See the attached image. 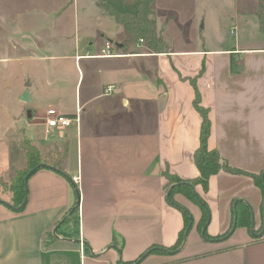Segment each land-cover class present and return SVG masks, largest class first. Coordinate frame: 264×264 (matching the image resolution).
<instances>
[{"label": "crops", "instance_id": "crops-1", "mask_svg": "<svg viewBox=\"0 0 264 264\" xmlns=\"http://www.w3.org/2000/svg\"><path fill=\"white\" fill-rule=\"evenodd\" d=\"M98 1L93 0L98 11L60 12L51 20L54 36L69 41L71 52L65 57L77 70L70 80L64 77L67 72L48 69L49 82L64 80L72 87L71 108L63 104L60 91L40 108L32 95L38 87L28 85L34 108L26 125L38 124L42 134L47 108L70 116L79 111V124L53 130L52 142L34 133L25 136L43 154L63 155L57 170L70 177L74 188L64 173L41 168L28 179L24 208L0 203V264H264V233L255 237L245 226L219 236L230 229L237 205H250L255 232L263 229L264 190L248 173L264 172V45H168L153 52L140 40L125 53L123 27ZM106 42L114 45L116 56L102 55ZM85 76L87 92L81 95ZM25 90H17L16 97ZM196 96L208 109L209 148L243 172L221 170L208 179L207 190L194 186L207 203L208 240L197 228L200 206L185 193L166 197L170 186L179 184H168L166 174L178 177L180 184L199 174L193 159L202 123ZM183 208L194 218L184 245L135 262L151 247L173 246L184 226Z\"/></svg>", "mask_w": 264, "mask_h": 264}, {"label": "rangeland", "instance_id": "rangeland-1", "mask_svg": "<svg viewBox=\"0 0 264 264\" xmlns=\"http://www.w3.org/2000/svg\"><path fill=\"white\" fill-rule=\"evenodd\" d=\"M87 1L91 2V0H0V198L7 202L13 196L7 180L15 176L16 169L24 167L25 161L16 142L22 141L31 133L40 136L41 141L43 136L45 142L47 140L52 142V136L45 137L41 131L42 127L38 124L26 125L33 117L31 109L34 108V104L31 101L18 100L19 96L17 98L15 93L23 87L28 90V85L32 82L34 83L32 90L38 87V91L33 90L32 95L40 108H45L47 102L54 99L58 91L61 96L63 95V104L71 108L74 104L72 87L64 80H59L54 85H50L49 82L51 75L47 72L48 69L51 73L55 69L67 72L64 77L70 80L76 76L77 70L73 61L65 57L71 52L69 41L61 42L62 37L54 36L51 20L60 12L72 15L76 12L74 10H99L93 0L88 6ZM104 1L119 11L133 13L138 0ZM154 3L158 31L173 49L264 45V34L257 28L259 20L257 7L260 3L264 4V0H154ZM56 38L60 42L58 45L55 44ZM22 45L28 48L24 50ZM19 55L23 57L21 61L16 58ZM3 57L12 59L2 61ZM82 65L81 61L80 66ZM86 87L85 76L80 89L81 95L87 92ZM28 111L31 113L30 116ZM65 178L73 187L71 181L66 176ZM3 180L8 182L6 188L3 186Z\"/></svg>", "mask_w": 264, "mask_h": 264}, {"label": "trees", "instance_id": "trees-1", "mask_svg": "<svg viewBox=\"0 0 264 264\" xmlns=\"http://www.w3.org/2000/svg\"><path fill=\"white\" fill-rule=\"evenodd\" d=\"M98 3L101 5V7L103 8L106 14L112 16L116 20V22L123 27L124 33L126 34V40L125 43H123L124 45L122 49L125 51V53H127L126 51L130 50L128 49L129 45L136 43L140 40L144 42L146 48L152 50L153 52H162V50L168 48V42L163 37V34L157 29V18L154 9V4H155L154 0H139L137 2L138 3L137 10L133 14L116 10L113 6L107 4L104 0H99ZM257 14L259 15L260 18L261 30H263L264 32V15H263L262 3H260L259 5ZM194 107L198 110L202 118L201 129L199 134L200 142L199 145L197 146V149L194 151V157H193L195 166L199 170L198 177L186 181L188 183H191V185L186 183L180 184V182L182 181L178 177L173 176L169 173L166 174V177L168 179V184L179 183L178 185L173 186L169 195L170 199H172L173 195L177 192L183 194L185 193L189 197V199L193 200L197 205L200 206L202 211V217L200 218L197 228L200 231H202V227L207 223L209 213L207 211V203L203 198L197 196V194L194 192V186L200 184L203 190H207L208 179L211 176H213V174H216L221 170H224L226 172L238 173V174L239 173L243 174V172L238 168L230 166L216 148L213 149L209 148L208 139L211 130V122L208 117V109L206 107H203L199 103L198 96H196V99L194 100ZM16 144L17 147L23 153V158H25V164L24 167H21V169H16L15 176H13V178L7 180L10 183L9 189H11V192L13 193V196L8 203L14 207L12 208L13 210H16L15 208H17V206L20 205L26 194V190L24 189V178L27 172L31 170V168L33 167H37L36 170L41 169V167H38V165L46 162H50L56 168L61 169V165L64 159L63 155H61L60 152H57L56 154H52L50 156L43 155V153L40 151L38 146H36L26 137L22 141H17ZM48 158H50L51 160ZM261 174L262 173H260L259 175H253L248 173V175H251L255 183L264 190V184L261 179ZM7 181L3 180L4 185L1 184V187L4 186V188H6L5 186L8 183ZM181 212L184 218V226L182 230L179 232L178 239L173 244V246H171L170 248H161L158 246L151 247L147 249L145 252H143L135 260V262L137 260H140L142 257L146 256L147 254H151L155 252L167 253L170 252V250H175L182 245L185 231L187 230L188 227H189L188 229L190 230V228L193 226L194 218L191 214L188 213L187 209L185 208L181 209ZM232 212H234V210ZM236 212H238L236 228L245 227V226L250 228L249 226L251 222V212L249 206L246 205L245 209H241L240 205H237ZM233 220H234V213H233V219L231 221L230 229ZM230 229L219 236L223 237L227 235L230 232ZM205 236L210 238L207 230L205 232Z\"/></svg>", "mask_w": 264, "mask_h": 264}, {"label": "water", "instance_id": "water-1", "mask_svg": "<svg viewBox=\"0 0 264 264\" xmlns=\"http://www.w3.org/2000/svg\"><path fill=\"white\" fill-rule=\"evenodd\" d=\"M19 98L21 99V100H23L24 102H29L30 100H31V98L29 97V94H28V90L26 89L20 96H19ZM29 113V112H28ZM38 167H41V168H50V169H53V170H56V171H59V170H57V168H55V166H53V165H51V164H49V163H41V164H39L38 165ZM37 169V167H33V168H31V170H29L28 172H27V174H26V176H25V178H24V189L26 190V194H25V196H24V198H23V200H22V202L20 203V205H18L17 206V208H15L16 210H19V209H22V208H24V206L26 205V201H27V182H28V179L30 178V176L33 174V172L35 171ZM60 172V171H59ZM61 173H64V172H61ZM64 175L69 179V180H71L70 179V177L66 174V173H64ZM261 179H262V181H263V184H264V172H262V174H261ZM184 183H186V184H190V183H188V182H184ZM174 185H178V184H173V185H171L170 186V188L168 189V191H167V195H166V197H167V199L169 200L170 199V192H171V190H172V188H173V186ZM191 185V184H190ZM194 192H195V190H194ZM196 193V192H195ZM264 196V195H263ZM239 200H236L235 201V204H234V207H235V205H236V203L238 202ZM0 202L2 203H4V204H6L8 207H10V208H14L11 204H9L8 202H6L5 200H0ZM78 205H79V202L77 201V204H76V206L74 207V209H72V210H75V209H77L78 208ZM249 206V209H250V212H251V222H250V231H251V234L252 235H254L255 237H261V235L264 233V224H263V229L261 230V232L260 233H256L255 232V227H254V213L252 212V209H251V207H250V205H248ZM263 211H264V200H263ZM72 212V211H71ZM237 217H238V212H236V209L234 208V220H233V223H232V226H231V229H230V232L227 234V235H225V237H228V236H230V234L236 229V221H237ZM209 219H210V215H208V220H207V222L209 221ZM190 226V225H189ZM206 226H207V224H205L203 227H202V232H201V235H202V237L204 238V239H206V240H208V238L205 236V232H206ZM189 228V227H188ZM187 228V230L185 231V234H184V237H183V241H182V246L184 245V243H185V240H186V236H187V234H188V232H189V229ZM96 256H99V255H96Z\"/></svg>", "mask_w": 264, "mask_h": 264}, {"label": "built area", "instance_id": "built-area-1", "mask_svg": "<svg viewBox=\"0 0 264 264\" xmlns=\"http://www.w3.org/2000/svg\"><path fill=\"white\" fill-rule=\"evenodd\" d=\"M142 42V40H141ZM111 49H115L114 45L111 42H106L105 47L103 48L102 55L104 56H116V53H113ZM112 86H108L106 91H110ZM46 114L44 117V135L45 137L52 136L53 130H62L71 126L72 124H79V111L76 112L74 116H70L65 112L59 111L55 108H47L45 110Z\"/></svg>", "mask_w": 264, "mask_h": 264}]
</instances>
